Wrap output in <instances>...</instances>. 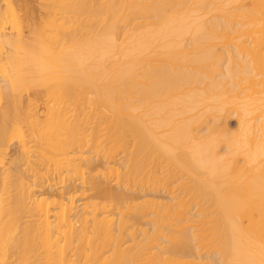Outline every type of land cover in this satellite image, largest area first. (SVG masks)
<instances>
[{
	"label": "bare ground",
	"instance_id": "bare-ground-1",
	"mask_svg": "<svg viewBox=\"0 0 264 264\" xmlns=\"http://www.w3.org/2000/svg\"><path fill=\"white\" fill-rule=\"evenodd\" d=\"M37 2L0 0V264H264V0Z\"/></svg>",
	"mask_w": 264,
	"mask_h": 264
},
{
	"label": "rangeland",
	"instance_id": "rangeland-1",
	"mask_svg": "<svg viewBox=\"0 0 264 264\" xmlns=\"http://www.w3.org/2000/svg\"><path fill=\"white\" fill-rule=\"evenodd\" d=\"M19 3H30L33 7H35V8H38L39 7V4H38V2H37V0H17ZM37 14L39 13V12H36ZM36 14V15H37ZM36 15H33V16H28V18H27V20H26V24H25V26L26 25H28V23L27 22H29V23H31L32 22V20L34 19V17L36 16ZM27 17V16H26ZM25 30H26V32H27V30H28V28L26 27L25 28ZM28 33V32H27ZM29 34V33H28ZM230 125L233 127V128H235L236 127V125H237V122H236V118L235 117H232L231 118V120H230Z\"/></svg>",
	"mask_w": 264,
	"mask_h": 264
}]
</instances>
